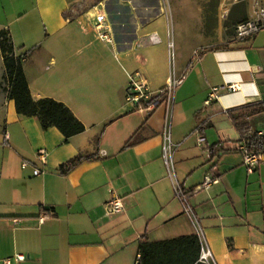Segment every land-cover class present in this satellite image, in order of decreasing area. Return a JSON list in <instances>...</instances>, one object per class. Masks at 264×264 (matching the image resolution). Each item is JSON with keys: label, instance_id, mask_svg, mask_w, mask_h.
<instances>
[{"label": "crops", "instance_id": "1", "mask_svg": "<svg viewBox=\"0 0 264 264\" xmlns=\"http://www.w3.org/2000/svg\"><path fill=\"white\" fill-rule=\"evenodd\" d=\"M171 1L0 0V30L24 54L31 97L61 101L85 126L65 140L18 113L0 87V264H135L140 239L195 234L161 156L169 111L175 179L216 264H264V162L247 170L231 120L244 105L264 104V27L213 48L197 45L191 30L192 44L171 62ZM98 13L111 42L98 37ZM172 68L182 82L167 110L162 90ZM134 71L159 97L146 116L125 100ZM247 121L264 136V113ZM77 155L84 158L61 168ZM35 167L42 173L33 175ZM207 175L217 181L202 188ZM109 188L121 198L119 213L105 208Z\"/></svg>", "mask_w": 264, "mask_h": 264}, {"label": "trees", "instance_id": "2", "mask_svg": "<svg viewBox=\"0 0 264 264\" xmlns=\"http://www.w3.org/2000/svg\"><path fill=\"white\" fill-rule=\"evenodd\" d=\"M243 19H246V14ZM0 53L3 62L0 87L7 91L10 99H13L18 113L36 116L42 128L54 126L65 140L84 130V124L61 101L51 97L38 99L31 97L22 67L24 54L15 53L9 32L4 29L0 30ZM239 109V113L231 114V120L239 131L240 139L249 150L264 151V136L252 131L247 121L248 116L264 113V104H247ZM83 158L84 156L77 155L61 165V168H69ZM199 255L200 242L196 234L152 241L140 239L135 264H205L199 260Z\"/></svg>", "mask_w": 264, "mask_h": 264}, {"label": "built area", "instance_id": "3", "mask_svg": "<svg viewBox=\"0 0 264 264\" xmlns=\"http://www.w3.org/2000/svg\"><path fill=\"white\" fill-rule=\"evenodd\" d=\"M252 10H253V18L251 20H247L245 22H241L236 26V38L241 39L250 36L255 33L262 27H264V0H252ZM95 27L98 31V37L106 42H111L112 37L110 35L109 26L105 22V16L102 13H98L95 16ZM152 42H157V37H151ZM173 41L169 38L167 41V47L169 50V57L171 62L173 60ZM182 82V77H176L173 68L168 77V80L162 90V102L165 104L167 110H170L173 99L174 92L176 87ZM228 89H233V85L229 84ZM215 90V88H213ZM213 96V93L208 94V100ZM125 100L135 106H138L139 109L144 112V115H148L151 113L156 105L159 102L158 95H153L145 78L139 71H134L129 73L128 75V84L126 87ZM168 113V112H167ZM170 114V111H169ZM166 115L163 132H162V143H161V156L166 169V176L171 180L173 185V191L175 196L180 200L183 211L190 217L195 227V234L197 235L200 242V255L199 260L205 264H216L213 255L207 244L204 240L202 229L199 226L197 221V217L193 211L191 204L188 201L186 196V192L184 188L177 182L174 174V165H173V151L176 147V144L171 142L169 135V121L170 116ZM204 140L203 136H198L197 144L200 145ZM242 159L243 163L247 166V170L250 172L256 166V164L260 162H264V152L258 150H249L245 144L241 147ZM46 150L43 148H39L36 151V158L42 163L45 162ZM22 167L26 166V162L21 164ZM42 173V170L38 167L33 169V175H38ZM217 181L215 177L207 175L202 184V188H206L210 183ZM110 196L105 202V208L109 213H119L122 211L123 206L121 202V198L115 194L109 188ZM47 215V214H44ZM43 220V217L40 219ZM15 261H21L25 259L23 254H15L13 256ZM3 264H10L9 259L3 260Z\"/></svg>", "mask_w": 264, "mask_h": 264}, {"label": "rangeland", "instance_id": "4", "mask_svg": "<svg viewBox=\"0 0 264 264\" xmlns=\"http://www.w3.org/2000/svg\"><path fill=\"white\" fill-rule=\"evenodd\" d=\"M169 12L173 56L177 48L192 44L191 30L197 45L220 47L237 39V24L253 18L252 0H172Z\"/></svg>", "mask_w": 264, "mask_h": 264}]
</instances>
